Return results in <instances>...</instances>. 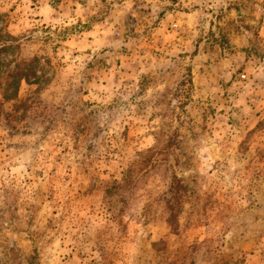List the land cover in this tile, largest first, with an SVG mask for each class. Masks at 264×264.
I'll list each match as a JSON object with an SVG mask.
<instances>
[{"label": "rangeland", "instance_id": "374dc122", "mask_svg": "<svg viewBox=\"0 0 264 264\" xmlns=\"http://www.w3.org/2000/svg\"><path fill=\"white\" fill-rule=\"evenodd\" d=\"M0 264H264V0H0Z\"/></svg>", "mask_w": 264, "mask_h": 264}, {"label": "trees", "instance_id": "16d2710c", "mask_svg": "<svg viewBox=\"0 0 264 264\" xmlns=\"http://www.w3.org/2000/svg\"><path fill=\"white\" fill-rule=\"evenodd\" d=\"M30 66L31 65H29V64H21V65L16 66L15 69H13V71H12L13 72V74H12L13 80H12L11 84L14 86L15 89L17 88V86L21 80H24V81L29 80V73L31 72ZM114 185H116V183H114Z\"/></svg>", "mask_w": 264, "mask_h": 264}]
</instances>
